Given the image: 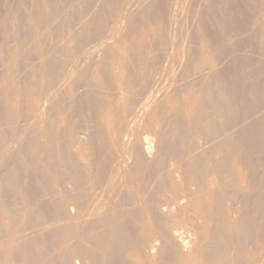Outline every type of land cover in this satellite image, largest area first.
I'll use <instances>...</instances> for the list:
<instances>
[{"label": "rangeland", "instance_id": "1", "mask_svg": "<svg viewBox=\"0 0 264 264\" xmlns=\"http://www.w3.org/2000/svg\"><path fill=\"white\" fill-rule=\"evenodd\" d=\"M24 1L25 0H0V41H1L0 42V66L2 65L0 67V140H1L0 141V148H1L0 149V174L2 173L0 175V250H1L0 251V264L1 263L2 264H4V263L5 264H43L44 261L46 262L44 264H58L60 262L61 257H63L62 255L65 253L66 250L69 249L68 247H71L74 244H78V245L83 244L82 245L83 247L91 249L92 251L94 248V250H95L94 253L97 252L96 254L98 256H100L102 251L104 252V250L108 249L109 245L107 244L106 241H104L105 243L103 242V245H102L103 246L102 248H104L103 250L100 247L96 248V246L95 247L93 246V241H92L93 236H91V235L94 234V231H92L90 228H88V220L93 219V217L95 216L93 214L89 215V214L84 213V216H81L82 218L80 216L78 218H70L68 225L66 227L67 229L64 228V230H63L62 235H64V236L61 235L62 237L60 236V238L58 239L59 243H58V241L56 243L54 242L51 244L49 242L50 237L48 238L47 235H49L50 232L53 233V231L55 229V227H54V229L53 228L51 229L50 227H52L54 224H56V223H53V220H54V222H55V219H56V222L61 220L60 213H59L61 211H59V208L57 210L58 213L56 211V213L59 216L54 211L55 207L57 209V206H56L57 202L53 201V198H54L53 195L58 194L56 196L60 202L66 201V198L64 196V191L62 190V189H64V190L66 189V185H65V187L62 185L64 183L67 184V180H68L67 178L68 177H66L64 174L61 175L60 171H63V169L67 166L68 167L71 166L73 168L74 173H77V175L83 180V182L84 181L86 182V183L84 182L85 185L83 186L84 188L82 189L85 197L88 196V198L85 199L86 205H87L90 198L92 201L94 200V198L96 197V194H97L96 192L98 191V193L100 192L99 195L102 196L101 197L102 199H100L101 201L99 200V203L101 204L103 200L104 201L106 200V202L104 204L106 205L108 203L106 205L107 210H108L109 206L111 204L113 205V201H115V199H114L115 193L111 192V194H113L114 196L111 195L110 190L116 191L117 190L116 188H118V190L119 189L122 190V188H120L122 186H123L122 191L124 193H126L125 196L133 197V195H134V197H137V196L141 197L139 192L135 193V190H134L135 186L128 179L129 175L127 172H125V170L114 168L116 170L113 169L114 172L109 173L110 172L109 169L110 170L112 169V168H110V166L112 164L107 166V167H109V168H107L108 169L107 171H109V172H107L106 170L104 172L105 175H104V177H102V180L104 179L103 181L105 183L104 182L102 183V180L100 181V184H102V186L99 183H94V182L92 184L87 183V182H90L89 178H90L91 174L92 173L96 174L95 170L98 171L101 169V168H99L97 162H95L98 155L100 154L99 149H101V150L102 149H104V150L108 149L107 151H110V154L112 155L113 158L117 157V155H123L124 153H122V152L124 150H122L123 146H121V144L126 145L123 136H126L127 135L126 133L130 132V134H133V136H134L133 142L135 140L137 141V142H134L135 145H137V146H140L142 144V136L144 134L146 136H148L149 139L153 140V143H154L153 144V146H154L153 151L154 152L156 151V149H158L157 148V147H159L158 139L163 134H166V135L168 134L169 138H171L173 135V138H171V140L173 142H175L174 144L177 145L178 149L180 151L182 150V153H184L185 151L189 152L191 149L190 148V141L197 143L199 141V138H200V137L198 138L199 135L193 134L194 131H192L188 128V124L194 115V111L196 110L197 106L199 105L198 103H200L199 101L202 100V96H201L202 92L200 91L201 87L205 84L207 85L208 83H210L212 86L216 87L215 84H217V83H216V80H214V79L220 80L222 78H226V76L229 77L228 74H231L232 70L230 71L227 69H231V67H232V69H234L233 66H231L233 64L236 65V67L234 66L235 71H233L234 73L236 72L235 77L237 78V76H238V78H239L238 85L240 87H238L237 90L240 91L241 88H243L242 90L245 93L247 90V95H245V93H243V94L246 97L245 99H247V97H248L249 102H251V100L253 99V97H252L253 94L250 93L251 91H249V89H250L249 86L251 85V82L247 81V80L251 79L250 77H248L249 74L247 75V72L249 73V69L244 66L245 63L244 64L242 63L243 66L240 63L242 62L241 60H243V62L245 61L244 56L246 55V52L251 53L250 51H253V50H255V52L259 53L260 59L264 63V60H263L264 59V52H263V50H264V25H263V23H264V0H261V2H260V0L259 1L254 0L258 3L255 5H254L255 2L252 4L253 0H234V3H233V0L232 1L230 0L232 2V3L231 2L229 3L230 6H229V4H228V6L225 5L226 0H215V2H214V0H155L156 2L154 0H152V1L151 0H140V1L139 0H134V1L133 0H121V1L119 0L120 2L118 0H109V1L108 0H87L88 3L86 0H49V1L48 0H31V1L27 0L25 2ZM67 1H69V2L67 3ZM93 1H95V4ZM104 1H105V3H104ZM138 1H139V3H138ZM222 1H224V2H222ZM115 2H116V4H115ZM133 2L135 3V5ZM74 3H76V4H74ZM128 3H129V6L131 4V6L129 7L130 9H132L131 13L129 12L130 9H128V7H127ZM247 3H249V4H247ZM262 3H263V5H262ZM34 4L36 6H34ZM105 4H107V5H105ZM231 4L232 5L235 4V5L232 6ZM86 5H88V6H86ZM89 5H90V7H89ZM212 5H214V6H212ZM236 5H237V7H235ZM242 5H243V7H242ZM250 5L253 8L250 7ZM257 5H258V7H257ZM125 6L127 9L125 8ZM147 6H148V9H147ZM201 7H203V8H201ZM206 7L208 10L205 9ZM223 7H225L226 10H228V7H229V10L231 8H233L230 10V12L231 11L232 12L230 13L227 11L228 12L227 13L225 8H223ZM234 7L236 8V12H235ZM105 8L106 9L108 8V9L106 10ZM113 8H115V9H113ZM116 8H117V10H116ZM140 8H142V9H140ZM238 8H240V9L243 8V10H241L243 13L242 12L240 13V9H238ZM244 8H246L247 10L245 9V11H244ZM111 9H112V11H111ZM201 9H203V10H201ZM76 10H78V11L76 12ZM83 10H84V12H83ZM94 10H96L97 12ZM125 10H128V11H125ZM222 10H224V11H222ZM89 11H90V13H89ZM113 11H115V12H113ZM136 11L137 12L139 11L138 12L139 14ZM237 11H239V12H237ZM43 12H44V14H43ZM86 12H88V13L86 14ZM94 12H96V13L94 14ZM126 12H127V14H126ZM222 12L223 13L225 12V13L223 14ZM73 13H75V14H73ZM98 13H99V15H98ZM128 13H129V15H128ZM134 13H136V14L134 15ZM226 13L228 14V16H226ZM249 13L251 15H249ZM49 14H50V16H49ZM108 14H110V15L113 14V15L110 16ZM242 14H244V15H242ZM192 15H194V16H192ZM248 15L252 18H250ZM35 16L38 18L36 19ZM82 16H84V17H82ZM89 16H91V17H89ZM124 16H126V18L128 20H126ZM74 17H75V19H74ZM99 17H100V19H98ZM221 17L222 18L226 17V19L230 18L228 20H232V21H235L234 19H236L235 22H237V23L239 22L238 24H242L244 22V24L246 26L244 24H242L244 26L241 25V27L245 28L246 31H244L245 29L241 28L243 30L242 31L240 28H238V26L235 28L231 26V28H233V31L230 27L225 28L223 26V25H225V19L223 20ZM107 18H109L110 20L109 19L107 20ZM114 18H115V20H114ZM33 19H35V20H33ZM175 19H177V20H175ZM178 19H180V20H178ZM241 19L243 20V22L240 23ZM244 19L247 22L244 21ZM112 20H113V22H112ZM125 21H127V22H125ZM8 22H10L11 24ZM90 22H92V23H90ZM74 23H76V24H74ZM41 24H42V26H41ZM123 24H125V25H123ZM6 25H7V27H6ZM93 25H95V26H93ZM135 26H137V28ZM215 26H216V28H215ZM132 27L134 30L132 29ZM79 28H84V30L86 28L90 29V30H88L90 35H89V33L86 34L87 31H85V33H84L83 29L79 30ZM237 28H238V30L239 29L240 30L239 31L237 30V32H235L236 31L235 29H237ZM64 29H66V30H64ZM96 29L97 30L99 29L97 31V33L98 32L100 33V34L98 33L99 34L98 37L96 35H93V34H97ZM92 30H93V34H92ZM122 30H124V31H122ZM79 31L83 35L81 33H79ZM94 31H95V33H94ZM101 31H102V33H101ZM205 32H207L208 35H210L209 36L210 39H206L205 35H203ZM39 33L40 34L42 33V35H40ZM77 33H79V34H77ZM25 34H27V35H25ZM68 34H70V35H68ZM80 34L82 35V37L79 36ZM86 35H89V36H87L85 39ZM201 35H202V37H201ZM78 37H80V38H78ZM88 37L90 38V40L92 39L91 40L92 43H90V40H87ZM168 37H169V39H168ZM244 37L245 38L246 37L252 38V41H254V42H252L251 47H249V48L245 47L244 49L241 47L240 42H241L242 38H244ZM83 38L88 41V44H87V42H85V40H83ZM93 38H95L96 40ZM78 40H80V41L78 42ZM99 40H101V41H99ZM216 40L219 41L218 42L219 45L217 44ZM239 40H240V42H239ZM76 41H77V44H76ZM59 42H60V44H59ZM236 42L237 43L239 42L240 46H239V43L236 44ZM223 43H226V44H223ZM233 44H234V46H233ZM20 45H21V47H20ZM215 45L217 47L219 46L220 50L224 46H225L224 47L225 49L227 47V54H231L232 52H234L233 48H235V47H236L235 51L237 49H239V50L236 51L237 55H236V53H234L235 56L233 57V56H231L233 54L226 55V53H225L226 50L223 48L224 50H222L221 52L223 53L225 51L224 52L225 54L224 53L223 54L217 53L223 59V61H221L222 59L219 58V56H218V59L214 58V56L212 55V52H210L212 49H215V50L217 49V47H215ZM76 46H78L79 48ZM82 47H84V48H82ZM85 47H86V49H85ZM228 47L233 49L232 52L230 50L231 53H229ZM90 49H92V50H90ZM219 49H217V51ZM19 50H22V51H19ZM220 50L218 52H220ZM158 51H160V52L158 53ZM27 52H29V53H27ZM58 53H59V55H58ZM73 53H74V55H73ZM9 54H10V58H9ZM30 55H31V57H30ZM59 57H60V59H59ZM82 57H83V59H80ZM232 57L234 60L232 59ZM238 57L239 58L241 57L240 58L241 60ZM70 58H71V60H70ZM224 58H225V60H224ZM51 59H53V60H51ZM229 59L230 60L232 59L233 62L230 61ZM29 61H31V62H29ZM228 61L230 62L231 65L229 64ZM253 61H254V59H253ZM258 61H260V60H258ZM49 62H50V64H49ZM175 62H177V63H175ZM235 62H237V63H235ZM247 62H249V64H250V61H247ZM79 63H80V65H79ZM225 63L227 64V66H225L226 65ZM251 63H252V60H251ZM255 63H256V61L254 63H252L251 65H254ZM65 64H67V65H65ZM175 64H176V66H175ZM186 64H188V65H186ZM219 64H220V66H219ZM69 65H70V67H69ZM222 65H224V67ZM7 66H9V67H7ZM85 66H86V68H85ZM63 67H66V68H63ZM179 67H182L181 71L178 70V69H180ZM221 67H223V68H221ZM225 67H228V68H225ZM240 67H241V69H240ZM219 68H220V71L218 70ZM51 69H52L53 73L51 72ZM64 69H66V73H65ZM69 69L71 72L74 69L75 70H74V72L71 73L68 71ZM222 69H224V70H222ZM247 69H248V71H247ZM221 70L225 73H223ZM238 70H239V72H238ZM68 73H70L71 75ZM67 75H70V76H68V80L66 79ZM177 75H180V76L177 77ZM106 76L110 77V79ZM69 77L70 78L72 77L71 79H73L74 81L73 82H72V80L70 81ZM170 77H172V78H170ZM242 77H244V78L242 79ZM106 78H108L107 79L108 83L105 82ZM80 79H81V81H79ZM137 79H139V81ZM175 79L176 80L178 79V80L176 81ZM165 80H166V83H165ZM48 81H50L51 84L54 83L55 85L54 84H52V85H54L55 87L52 86L50 84V82H48ZM211 81H213V83ZM110 82H111V85H109ZM243 82H244V84H243ZM47 83L49 84V86ZM171 83H172V85H171ZM210 84H208V85H210ZM46 85L48 86L47 88H46ZM61 85H63V86H61ZM102 85H105V86H102ZM106 85H108V86H106ZM76 86H77V89H75ZM50 87L51 88L54 87V89L56 88L55 89L56 91L53 90V88L51 89ZM103 87H105V89H103ZM140 87H141V90H140ZM57 89H58V93H57ZM142 89H143V91H142ZM6 91L8 94H6ZM87 91H89V92H87ZM144 91H146V92H144ZM4 92H5V94H4ZM48 92L50 93V95ZM43 93H45V94L47 93L46 95H48L50 99L48 98V96H46ZM55 93H57V94H55ZM93 95H94V97H93ZM45 98H46V100L47 99L48 100L46 101ZM53 98H54V100H53ZM56 100H57V102H56ZM48 101L50 103H48ZM87 101H89L91 104ZM58 102H60V103H58ZM65 103L68 105H66ZM87 103H89L90 105L89 104H88L89 106L86 105ZM60 104H61V106H60ZM72 105L75 107H73ZM92 105H93V107H92ZM5 108H6V110H5ZM54 108H55V110H54ZM263 109H264V107H263ZM88 110H89V112H88ZM84 111H86V112H84ZM234 113L232 114V117L235 116L234 117L235 119L232 118L233 119L232 121L236 120L237 123L239 121L241 122L242 115L240 116L239 111L236 112V115ZM175 114H176V116L178 115L179 121H181V124L183 125L186 134H188L187 139L185 141L180 140L178 138L179 136L177 134H175L173 132V130H171L169 125L165 126L167 121H170L171 118L175 117ZM12 115H14V116H12ZM131 115H133V116H131ZM236 116L240 119L239 121H238V118ZM9 118L13 124L11 123ZM89 119H91V120H89ZM129 119H131V122L133 121V123H132L133 126H131ZM13 120H15V121L13 122ZM230 120H231V118H230ZM163 121H165L166 123L164 124ZM172 121H173V119H172ZM236 121H235V123H236ZM8 122L10 124H8ZM127 122H128V124H127ZM244 122L245 121H243V123ZM72 123L74 125H72ZM87 123H88V125H86ZM243 123H240L239 125L242 124V126H243ZM77 124H78V126H77ZM228 124L230 126L231 125L233 126L232 122H231V124L230 123H228ZM245 124L246 123H244V125ZM127 125H129L131 127H129ZM236 125H238V124H236ZM236 125H235V127L233 126L234 128L230 127V129L233 128L235 130V128H236V130H237V128L239 129L241 127L239 125L238 126H236ZM80 126H82V128ZM86 126H87V128H86ZM27 127H28V129H27ZM91 127H93V128H91ZM102 127H104V128H102ZM116 127H117V129H116ZM132 127H134V128L132 129ZM74 128H75V130H74ZM76 128H78V129H76ZM129 128H131L132 131L131 130L128 131ZM65 129H66V131H65ZM84 129H86V130H84ZM13 130H15V131H13ZM229 131H231V130H229ZM76 132L79 134L76 135L77 134ZM81 135H82V137H81ZM89 135L91 137H89ZM86 136H88V137H86ZM83 137H86V138H83ZM100 137L103 139L101 140ZM49 139L51 142L49 141ZM120 139H123V141ZM173 139L174 140L176 139V140L174 141ZM116 140H119V142ZM3 141H4V143H3ZM120 142H121V144H120ZM36 143H38V144H36ZM118 143H119V146L116 145ZM33 144H35V145L33 146ZM66 144H67V146H66ZM101 144H103V145H101ZM100 146H102V147H100ZM160 146H161L160 148H162L163 145H160ZM53 147H55V148H53ZM105 148H107V149H105ZM95 149H96V151L98 149V151H97L98 153L94 151ZM36 152H38V153L36 154ZM154 152H153V154H154ZM188 152H185L184 154L186 155V153H188ZM228 152H229V155H231V156H229L230 160L232 161L231 162V168L234 170L233 171L231 169V174L233 177L229 176V178H230L229 183H231L230 184L231 188L232 187L235 188L236 186H241L244 183L245 171H243V169H241L240 165H238V163H237L236 157H238L239 152L233 150V148H228ZM90 153H91V156H90ZM48 155H52V156H50L52 158L51 159L52 161L50 160L48 162L47 160H45V159H47ZM92 155H94V157H92ZM61 157H63V158H61ZM18 158H20V159H18ZM64 158H67V159H64ZM91 158L92 159L94 158L95 160L93 159L94 160L93 161ZM165 158H164L165 162L167 161L169 163L174 164V167L178 170V164H176V162H174V161H171L169 155L168 156L165 155ZM8 159H9V161H8ZM124 159H125V157H124ZM126 159H127V157H126ZM169 159H170V161H169ZM130 160H131V158H130ZM130 160L128 158V160H126V161L131 162L132 160L131 161ZM169 163H167V164H169ZM24 164H26V165H24ZM94 164L97 165L96 168L98 170L95 168ZM90 167H92V168H90ZM16 169H18V170H16ZM115 171H117V172L115 173ZM47 172H48V174H47ZM117 173H119L118 176L114 177V175H117ZM164 173L163 174L161 173L162 175L156 174L157 178L154 175L155 179H153L154 181H152V183L154 182L153 185H156L158 183L154 187L157 188L159 185V187H158L160 189L159 195L164 197L166 194H168L172 198L183 197V199H182L183 202L180 205V209L177 211L178 217L176 216V214H174L168 218L169 222H170V220H171V222H173V220L175 222V220H176L180 224H182L180 226H182L183 230L186 232V233L185 232L181 233L182 234L181 236L185 235V238H186L185 240L187 242H186L185 246H182L180 248V252L177 254L178 256L175 255V256H177L176 259L179 262V264H198L197 262L200 261V256L194 250L199 245H203L204 242L203 243L200 242L199 239L195 238V236L196 235L198 236L201 234L204 235L207 232V230L209 229L208 228L209 226L207 225V222L205 220H203L204 218L199 214L194 203H195V200L198 198V196L199 195L202 196L204 193L203 194L198 193V195H197L196 183L194 180H193L194 182L192 181V177H191L189 172H187V171L183 172L182 171L181 173H177V175L174 174L173 172H166L165 171ZM52 174H53V176H51ZM82 174H84V175H82ZM107 174H108V176H110L112 174V176H110V177H113V178L107 177ZM45 175L46 176L50 175L52 178L50 176L45 177ZM57 175L60 177H57ZM1 176H2V178H1ZM55 176L57 177L56 180H55V178H56ZM124 176H125V178L127 176V179L129 181L127 179H124V181L121 180L122 177L124 178ZM59 178H61L62 181H60ZM65 178L67 180H64ZM107 178L109 179V181L107 180ZM151 178H154V177L152 176ZM151 178H149L150 182L146 181L148 183H146V182H144L143 184L140 183L141 186L144 185L143 189L147 188L148 190H150V192L155 190V189H153V185L151 183V180H152ZM232 179H234V180H232ZM50 180L52 182L54 181L55 183L53 182L54 184H52ZM231 180L233 183L230 182ZM63 181H66V182H63ZM110 181H112V184L114 182V184H113L114 189L113 190H112L113 186H112V184H110L111 183ZM116 181H118V183L121 181V183L117 185ZM127 181H128V183H126ZM9 182L14 183L15 185L11 186L9 184ZM58 182H59V184H58ZM106 182L107 183L109 182L108 186H106L108 190L104 186V185H107ZM238 183H240V185ZM115 184H116V186H115ZM110 185L112 186L111 188H110ZM119 185H121V186H119ZM208 185H209V183L206 184L207 187H208ZM184 186H185V189H184ZM98 187H100L101 190L98 189ZM43 189H45V190H43ZM96 189H98V190H96ZM180 189H182V190H180ZM54 190H55V193H54ZM6 191H8V192H6ZM93 191H95V192L93 193ZM122 191H120V192H122ZM2 192H3V195L1 194ZM128 192H130V193L128 194ZM132 192H133V195L131 194ZM60 193H63V194L61 195ZM103 193H104V197H103ZM106 193H109V194L106 195ZM48 195L51 196L50 200L48 199V198H50V196H48ZM110 195H111V197H110ZM39 196H40V198H39ZM92 197H94V198L92 199ZM203 197L206 198V200L210 202L211 194L205 193L203 195ZM98 198H100V196H98ZM106 198L110 199L109 202H111V200H112V202L109 203L108 199H106ZM47 199H48V201H47ZM51 200L56 204L53 205L54 203ZM91 200H90L91 204H89L90 203L89 202L87 208L93 204L94 201L92 202ZM2 206H4V207H2ZM18 207H19V209H17ZM53 207H54V209H53ZM53 211H54V213H53ZM129 213H127V214H129V216L126 214L124 217H126V218L128 217L127 220L131 219V221H132L130 231H132L133 233L136 231L135 234L137 237H145V234L147 235L148 232L150 231V229L147 228L148 227V221H146L145 215H143L142 218H140V220L142 219L141 223L143 222L142 224L140 223L141 224V229H140L139 225H137V226H139V228H137V226H135V224H134V222L138 220L139 216L136 218L134 213H132V212H129ZM178 213H179V215H178ZM15 215H17L18 218ZM54 215L56 216V218ZM62 215H61V217H62ZM86 215H88V216L86 217ZM108 215L109 216L112 215L110 218H116V219L120 218V217L117 218L118 215H116L112 211H108ZM131 216L134 217L135 220H133L134 218H131ZM33 217H34V219H33ZM52 217L54 218L53 220H52ZM13 218H15V219H13ZM58 218H59V220H58ZM32 221L35 223H33ZM134 226H135V228H134ZM82 227H83V229H81ZM86 227H87V229H84ZM7 229H8V231H7ZM30 229H32L33 231L32 230L30 231ZM102 229L104 231V229L107 230L108 227L105 226V227L99 228L100 232L103 234ZM106 230H105V232H106ZM16 231H17V233H16ZM10 232H13V233H11V235H10ZM14 232H15V234H14ZM82 232H83V235H82ZM89 232H90V234L87 235ZM188 233H189V235H188ZM79 234L81 237L79 236ZM186 234H187V237H186ZM12 235H16L18 237L20 236L19 239L15 243L17 244V246L20 243H21V245H19L18 247H15L16 244L13 243L15 245V246L13 245L14 248L9 249V247L12 245V243L10 245V243H9L10 241H8V240L10 239V237ZM65 235H67V236L65 237ZM49 236H51V234ZM189 236H190V238H188ZM46 238L49 240H47ZM25 239H27V240H25ZM60 240H61V242H60ZM62 240H63V242H62ZM90 240H91V242H90ZM30 241H33V242L30 243ZM5 242H7L9 244V246ZM3 243L5 246L3 245ZM262 244L259 243V244H257L256 248H251L253 251L251 249H249L250 247H247L244 250L243 255H242L243 260L245 262H250L253 259L252 264H264V243H262ZM64 245H65V247H64ZM89 246L90 247L92 246V248H89ZM258 246L261 248H259ZM105 247H106V249H105ZM258 250H259V252H258ZM98 252L99 253L101 252V253L99 254ZM34 255L36 257H34ZM125 255L132 263L134 262L133 264H136L138 262L140 264H146V261L141 257L140 253H137L133 250H129V251L125 252ZM156 260H157V255L154 254V255L149 256L147 258V261L149 262V263L148 262L147 263L148 264H155ZM86 264H88V262H86Z\"/></svg>", "mask_w": 264, "mask_h": 264}, {"label": "bare ground", "instance_id": "2", "mask_svg": "<svg viewBox=\"0 0 264 264\" xmlns=\"http://www.w3.org/2000/svg\"><path fill=\"white\" fill-rule=\"evenodd\" d=\"M27 1V0H25ZM24 1V2H25ZM31 1V0H30ZM49 1V0H48ZM87 1V0H86ZM109 1V0H108ZM119 1V0H118ZM121 1V0H120ZM119 1V2H120ZM134 1V0H133ZM140 1V0H139ZM138 1V3H139ZM152 1V0H151ZM155 1V0H154ZM232 1V0H231ZM230 0H226L225 1V5L228 6V4L231 2ZM259 1V0H258ZM69 1H67L68 3ZM72 2V1H71ZM94 4H95V1H93ZM137 2V1H136ZM156 2V1H155ZM163 2V1H162ZM201 2V1H200ZM215 2V0H214ZM224 2V1H222ZM249 2V1H248ZM255 2V3H254ZM261 2V0H260ZM48 3V2H47ZM88 3V1H87ZM105 3V1H104ZM107 3V2H106ZM134 3V2H133ZM142 3V2H141ZM149 3V2H148ZM232 3V2H231ZM233 3H234V0H233ZM237 3V2H236ZM254 3L255 4H258L256 1L253 0L252 4ZM36 4V3H35ZM34 4V6H36ZM76 4V3H74ZM84 4V3H83ZM86 4V3H85ZM97 4V3H96ZM114 4V3H113ZM112 4V5H113ZM116 4V2H115ZM159 4V3H158ZM186 4V3H185ZM192 4V3H191ZM241 4V3H240ZM249 4V3H247ZM103 5V4H102ZM101 5V6H102ZM107 5V4H105ZM135 5V3H134ZM138 5V4H137ZM140 5V4H139ZM201 5V4H200ZM232 5V4H231ZM235 5V4H233ZM232 5V6H233ZM253 5V6H254ZM263 5V3H262ZM261 5V6H262ZM40 6V5H39ZM42 6V5H41ZM78 6V5H77ZM88 6V5H86ZM100 6V7H101ZM120 6V5H119ZM131 6V4H130ZM129 3H128V9H130L129 7ZM168 6V5H167ZM175 6V5H174ZM210 6V5H209ZM214 6V5H212ZM225 6V7H226ZM230 6V4H229ZM239 6V5H238ZM247 6V5H246ZM90 7V5H89ZM110 7V6H109ZM135 7V6H134ZM140 7V6H139ZM154 7V6H153ZM170 7V6H169ZM190 7V6H189ZM192 7V6H191ZM223 7V8H225ZM237 7V5L235 6ZM234 7L235 9V12H236V8ZM240 7V6H239ZM243 7V5H242ZM250 7H252L250 5ZM258 7V5H257ZM29 8V7H28ZM53 8V7H52ZM74 8V7H73ZM77 8V7H76ZM103 8V7H102ZM101 8V9H102ZM119 8V7H118ZM126 8V6H125ZM158 8V7H157ZM164 8V7H163ZM203 8V7H201ZM217 8V7H216ZM227 8V7H226ZM225 8V10H226ZM231 8V7H230ZM241 8V7H240ZM238 8V9H240ZM249 8V7H248ZM253 8V7H252ZM255 8V7H254ZM51 9V8H50ZM83 9V8H82ZM100 9V8H99ZM106 9V8H105ZM108 9V8H107ZM106 9V10H107ZM115 9V8H113ZM127 9V8H126ZM137 9V8H136ZM142 9V8H140ZM147 9H148V6H147ZM160 9V8H159ZM195 9V8H194ZM198 9V8H197ZM207 9V7L205 8ZM233 9V8H231ZM230 9V10H231ZM246 8H244V11H245ZM75 10V9H74ZM97 10V9H96ZM94 10V11H96ZM117 10V8H116ZM134 10V9H133ZM151 10V9H150ZM193 10V9H192ZM203 10V9H201ZM208 10V9H207ZM211 10V9H210ZM213 10V9H212ZM218 10V9H217ZM229 10V7H228V10H226V12H230ZM240 9V13L242 12ZM247 10V9H246ZM35 11V10H34ZM52 11V10H51ZM55 11V10H54ZM64 11V10H63ZM78 10H76L77 12ZM112 11V9H111ZM125 11H128V10H125ZM132 9L129 10V12L131 13ZM184 11V10H183ZM195 11V10H194ZM224 11V10H222ZM36 12V11H35ZM46 12V11H45ZM66 12V11H65ZM64 12V13H65ZM84 12V10H83ZM82 12V13H83ZM97 12V11H96ZM94 12V14L96 13ZM101 12V11H100ZM115 12V11H113ZM112 12V13H113ZM137 12V11H136ZM139 12V11H138ZM137 12V13H138ZM175 12V11H174ZM212 12V11H211ZM210 12V13H211ZM216 12V11H215ZM227 12V13H228ZM232 12V11H231ZM230 12V13H231ZM239 12V11H237ZM248 12V11H247ZM71 13V12H70ZM88 12H86L87 14ZM90 13V11H89ZM108 13V12H107ZM111 13V12H110ZM146 13V12H145ZM148 13V12H147ZM166 13V12H165ZM209 13V12H208ZM218 13V12H217ZM223 13V12H222ZM225 13V12H224ZM223 13V14H224ZM226 13V16H228V14ZM243 13V12H242ZM35 14V13H34ZM44 14V12H43ZM51 14V13H50ZM49 14V16H50ZM75 14V13H73ZM127 14V12H126ZM136 13H134L135 15ZM139 14V13H138ZM182 14V13H181ZM93 15V14H92ZM99 15V13H98ZM97 15V16H98ZM101 15V14H100ZM110 15V14H108ZM107 15V16H108ZM113 15V14H112ZM110 15V16H112ZM115 15V14H114ZM125 15V14H124ZM129 15V13H128ZM133 15V14H132ZM203 15V14H202ZM214 15V14H213ZM219 15V14H218ZM231 15V14H230ZM244 15V14H242ZM249 15H251L249 13ZM248 15V16H249ZM20 16V15H19ZM59 16V15H58ZM63 16V15H62ZM68 16V15H67ZM138 16V15H137ZM144 16V15H143ZM166 16V15H165ZM194 16V15H192ZM239 16V15H238ZM36 17V16H35ZM84 17V16H82ZM91 17V16H89ZM93 17V16H92ZM109 17V16H108ZM126 20H128L126 18V16H124ZM129 17V16H128ZM178 17V16H177ZM212 17V16H211ZM223 17V16H222ZM221 17V18H222ZM234 17V16H233ZM250 17V16H249ZM20 18V17H19ZM38 17H36L37 19ZM58 18V17H57ZM56 18V19H57ZM60 18V17H59ZM198 18V17H197ZM217 18V17H216ZM244 18V17H243ZM252 18V17H250ZM6 19V18H5ZM25 19V18H24ZM42 19V18H41ZM53 19V18H52ZM55 19V18H54ZM75 19V17H74ZM79 19V18H78ZM91 19V18H90ZM94 19V18H93ZM100 19V17L98 18ZM109 18H107L108 20ZM133 19V18H132ZM131 19V20H132ZM183 19V18H182ZM223 20L225 19V25H223L225 28H228L231 26L232 27H237L238 28H242L241 25L244 24L243 20L241 19L240 23L243 22L242 24H238L236 21V19H234L235 21H232V20H228L226 19V17L222 18ZM8 20V19H7ZM35 20V19H33ZM50 20V19H49ZM86 20V19H85ZM88 20V19H87ZM110 20V19H109ZM115 20V18H114ZM130 20V21H131ZM142 20V19H141ZM177 20V19H175ZM180 20V19H178ZM199 20V19H198ZM220 20V19H219ZM239 20V19H238ZM250 20V19H249ZM23 21V20H22ZM64 21V20H63ZM74 21V20H73ZM79 21V20H78ZM90 21V20H89ZM145 21V20H144ZM212 21V20H211ZM214 21V20H213ZM218 21V20H217ZM244 21H246L244 19ZM97 22V21H96ZM109 22V21H108ZM113 22V20H112ZM127 22V21H125ZM135 22V21H134ZM176 22V21H175ZM195 22V21H194ZM215 22V21H214ZM247 22V21H246ZM10 23V22H8ZM47 23V22H46ZM92 23V22H90ZM216 23V22H215ZM220 23V22H219ZM224 23V22H223ZM5 24V23H4ZM11 24V23H10ZM76 24V23H74ZM79 24V23H78ZM77 24V25H78ZM128 24V23H127ZM140 24V23H139ZM176 24V23H175ZM200 24V23H199ZM28 25V24H27ZM46 25V24H45ZM73 25V24H72ZM91 25V24H90ZM96 25V24H95ZM93 25V26H95ZM125 25V24H123ZM193 25V24H192ZM203 25V24H202ZM220 25V24H219ZM245 25V24H244ZM242 25V26H244ZM264 25V23H263ZM9 26V25H8ZM31 26V25H30ZM42 26V24H41ZM80 26V25H79ZM110 26V25H109ZM140 26V25H139ZM217 26V25H216ZM215 26V28H216ZM221 26V25H220ZM246 26V25H245ZM7 27V25H6ZM72 27V26H71ZM75 27V26H74ZM124 27V26H123ZM126 27V26H125ZM137 28V26H135ZM189 27V26H188ZM17 28V27H16ZM95 28V27H94ZM127 28V27H126ZM210 28V27H209ZM224 28V29H225ZM237 29H235L237 32ZM2 29V28H1ZM8 29V28H7ZM31 29V28H30ZM74 29V28H73ZM80 29H83L84 33L85 31L86 34H88V30L90 29H85L84 28H79ZM133 29V27H132ZM131 29V30H132ZM232 31H233V28H231ZM239 29V30H240ZM242 29H245V28H242ZM241 29V30H242ZM66 30V29H64ZM77 30V29H76ZM94 30V29H93ZM93 30H92V34H93ZM99 30V29H98ZM96 29V33L98 31ZM134 30V29H133ZM136 30V29H135ZM238 30V31H239ZM124 31V30H122ZM127 31V30H126ZM130 31V30H129ZM188 31V30H187ZM212 31V30H211ZM217 31V30H216ZM228 31V30H227ZM243 31V30H242ZM246 31V29L244 30ZM22 32V31H21ZM175 32V31H174ZM189 32V31H188ZM219 32V31H218ZM249 32V31H248ZM56 33V32H55ZM62 33V32H61ZM79 33H81L79 31ZM77 33V34H79ZM95 33V31H94ZM99 33V32H98ZM93 34V35H96L98 37V35L100 34ZM102 33V31H101ZM182 33V32H181ZM201 33V32H200ZM213 33V32H212ZM223 33V32H222ZM227 33V32H226ZM242 33V32H241ZM245 33V32H244ZM3 34V33H2ZM40 34V33H39ZM44 34V33H43ZM65 34V33H64ZM75 34V33H74ZM82 34V33H81ZM79 35L82 37V35ZM166 34V33H165ZM175 34V33H174ZM203 34V33H202ZM214 34V33H213ZM248 34V33H247ZM27 35V34H25ZM42 35V33L40 34ZM45 35V34H44ZM62 35V34H61ZM70 35V34H68ZM90 35V33H89ZM89 35H86L85 36V39L87 36ZM130 35V34H129ZM168 35V34H167ZM203 35H205L206 39H210L207 32H205ZM219 35V34H218ZM221 35V34H220ZM239 35V34H238ZM246 35V34H245ZM254 35V34H253ZM92 36V35H91ZM90 36V37H91ZM102 36V35H101ZM182 36V35H181ZM191 36V35H190ZM208 36V37H207ZM213 36V35H212ZM211 36V37H212ZM217 36V35H216ZM2 37V36H1ZM56 37V36H55ZM84 37V36H83ZM95 37V36H94ZM96 37V38H97ZM173 37V36H172ZM202 37V35H201ZM80 38V37H78ZM89 38V37H88ZM87 40H90V38ZM101 38V37H100ZM215 38V37H214ZM245 38V37H244ZM242 38L241 42L239 40V42L241 43V47L244 49L245 47H251L252 46V38ZM82 39V38H81ZM80 39V40H81ZM83 38V40H85ZM95 39V38H93ZM169 39V37H168ZM184 39V38H183ZM186 39V38H185ZM213 39V38H212ZM12 40V39H11ZM22 40V39H21ZM60 40V39H59ZM77 40V39H76ZM78 40V42L80 41ZM85 40V42H87L88 44V41ZM92 40V39H91ZM90 40V43H92ZM96 40V39H95ZM193 40V39H192ZM94 41V40H93ZM101 41V40H99ZM166 41V40H165ZM171 41V40H170ZM217 41V40H216ZM221 41V40H220ZM1 42V41H0ZM37 42V41H36ZM84 42V41H83ZM108 42V41H107ZM111 42V41H110ZM182 42V41H181ZM219 41H217V44H218ZM238 42V43H239ZM81 43V42H80ZM94 43V42H93ZM100 43V42H99ZM103 43V42H102ZM236 42V44H238ZM240 43H239V46H240ZM19 44V43H18ZM22 44V43H21ZM43 44V43H42ZM60 44V42H59ZM76 44H77V41H76ZM79 44V43H78ZM212 44V43H211ZM223 44H226V43H223ZM95 45V44H94ZM219 45V44H218ZM7 46V45H6ZM79 46V45H78ZM76 46V47H78ZM234 46V44H233ZM255 46V45H254ZM9 47V46H8ZM21 47V45H20ZM60 47V46H59ZM73 47V46H72ZM87 47V46H86ZM85 47V49H86ZM103 47V46H102ZM144 47V46H143ZM165 47V46H164ZM213 47V46H212ZM215 47H217L215 45ZM225 47V46H224ZM223 47V48H224ZM256 47V46H255ZM25 48V47H24ZM27 48V47H26ZM55 48V47H54ZM53 48V49H54ZM66 48V47H65ZM79 48V47H78ZM84 48V47H82ZM98 48V47H97ZM145 48V47H144ZM143 48V49H144ZM156 48V47H155ZM211 48V47H210ZM223 48H221V50L219 49V46L217 47V49L220 50V52L217 51V49H212L210 52H212V55L214 56V58H217L218 59V54L217 53H221L223 54L221 51L224 50ZM229 48V47H228ZM236 48V47H235ZM235 48L231 49L229 48V53L232 52V50L234 52H232L231 54H227V47H226V55H231V56H235L234 53H236V51H238L239 49H237L235 51ZM20 49V48H19ZM102 49V48H101ZM153 49V48H152ZM263 49V48H262ZM65 50V49H64ZM80 50V49H79ZM92 50V49H90ZM95 50V49H94ZM231 50V52H230ZM253 50V49H252ZM19 51H22V50H19ZM26 51V50H25ZM32 51V50H31ZM88 51V50H87ZM98 51V50H97ZM217 51V52H216ZM249 51V50H248ZM78 52V51H77ZM160 51H158L159 53ZM192 52V51H191ZM190 52V53H191ZM251 53H247L246 52V55L244 56V59L245 61L243 62V60H241L239 57V59L242 61H240L241 63L240 64H244V66L246 68L249 69V73L247 72V75L248 77H250L251 79H248L247 81L251 82V85L249 86V91H251L250 93H252V97L253 99L251 100V102H249L248 100V97L247 99H245L246 97L244 96L243 93H245L241 88V90H237L238 87H240L238 85L239 83V78L237 76V78L235 77V73L233 71H235V67L236 65H231L230 62L229 64L231 66H233L234 69H227V70H232L231 74H228L229 77L226 76V78H222L220 80H217V79H214L216 80V87L215 86H212L210 83V85H203L201 87V96H202V100L199 101L200 103H198L199 105L197 106L196 110L194 111V115L192 117V119L189 121V124H188V128L193 132L194 135H199L198 138H199V141L197 143L195 142H192L190 141V151H185V152H188L186 153V155L184 153H182V150L180 151L177 147L176 144H174L175 142H173L171 140V138H173V135L171 138H169L168 134H163L162 136L159 137L158 139V143H159V147H157L158 149H156V151L154 152L153 149H154V146H153V140L149 139L148 136H146L145 134L142 136V144L140 146H137L135 145L134 142H137L136 140L133 142V134H130V132H127L126 136H123L124 137V140H125V144L126 145H122L121 142L123 141V139H120L122 140L120 142L121 146H123V149L124 150L122 153H124L123 155H117V157H112V155L110 154V151H107V150H104V149H99V155L97 157V159L95 160V162H97L99 168H101L100 170H98L96 167L97 165H95V168L98 170L96 172V174H91L90 176V182H87V183H99L100 184V181L102 180V177H104V172L105 170L107 171L109 167H107L108 165L112 164L110 166V168H112L111 170L109 169V173H113L114 168H118V169H123L125 170V172L128 173L129 175V180L131 183L134 184V190H135V193H140L141 197H134L133 195V192L131 193L133 195V197H130V196H125L126 193H124L122 190H123V186L120 187L122 188V190H118V188H116L117 190L115 191H111L110 190V194L111 192L115 193V196H114V199L115 201H113V205L109 206L108 210H107V207L106 205L108 204H104L106 202V200L100 204L99 203V200L102 199L101 195H99L98 191L95 193L96 194V197H92V199L94 198V202L91 200V198L89 199L88 203L90 202V200L93 202L92 205H90L88 208V203L86 205V201L85 199L88 198L85 197L84 195V192H83V186L85 185L83 180L77 175V173H74L73 171V168L70 166L68 167H65L63 169V171H60V174H64L66 177H68L67 179L65 178L64 180H67V184L64 183L62 186L65 187L66 185V189H62L64 191V196L66 198V201H62L60 202L59 199L57 198L56 195H53V201H56L57 202V209L55 207H53L55 213L56 211L58 210L59 208V212L60 213V218L61 220H58L56 222V219H55V222H54V218L52 217V220H53V223H56V224H52L53 226L50 227L51 229L55 227L53 233H49V235L51 234V236L47 235L48 238L50 239H47L49 240L50 244L51 243H56L58 241V239L60 238V236L62 235L63 233V230L64 228L67 229V225H68V222H69V219L70 218H78L79 216H84V213L86 214H93L95 215L93 217V219H89L88 220V228H90L92 231H94V234H92L91 236H93V246L96 248L97 247H100L102 250L104 248H102L103 246V242L106 241L107 244L109 245L108 249H105L104 252L102 251V253L100 254V256H98L95 252L94 253V248H93V251L91 249H88V248H85L83 247L82 245H78V244H74L73 246L71 247H68L69 249L68 250H64L65 253L62 255L63 257H61L60 259V262L58 264H86V262H88V264H133L125 255V252L129 251V250H133L137 253H140L141 257L146 261V264H148L149 262L147 261V258L149 256H152L154 254L157 255V260L155 261V264H179V262L177 261V254L180 252V248L182 246H185L186 244V238H185V235L184 236H181L183 232H185L183 230V227L180 226L182 224H180L178 221L173 220V222H169V217L176 214L177 216V211L180 209V205L181 203L183 202V197H180V198H172L171 196H169L168 194H166L164 197L160 196V192H159V185L157 188H155L154 186L156 185H153L154 182L152 183V181H154L153 179H155V176L157 178V175L156 174H163L165 171L166 172H173L174 174L177 175V173H181L182 171L183 172H189L191 177H192V181L194 180L195 183H196V192H197V195L198 193L199 194H205V193H209L211 194V200L210 202L206 200V198L202 196H198V198L195 200V207L196 209L198 210L199 214L204 218L203 220H205L207 222V225L209 226L207 232L204 234V235H196L195 238L199 239L200 242H204L203 245H199L198 247L195 248V252L197 254H199L200 256V261L197 262L198 264H252L253 263V259L250 261V262H245L243 260V252L244 250L247 248V247H250L249 249L251 248H256L257 244L259 243H264V63L261 61L260 59V55L258 52H255V50L253 51H250ZM264 52V50H263ZM19 53V52H18ZM29 53V52H27ZM55 53V52H54ZM65 53V52H64ZM69 53V52H68ZM67 53V54H68ZM71 53V52H70ZM224 53V54H225ZM11 54V53H10ZM10 54H9V58H10ZM23 54V53H22ZM92 54V53H91ZM56 55V54H55ZM59 55V53H58ZM65 55V54H64ZM74 55V53H73ZM105 55V54H104ZM191 55V54H190ZM237 55V53H236ZM244 55V54H243ZM242 55V56H243ZM18 56V55H17ZM111 56V55H110ZM186 56V55H185ZM8 57V56H7ZM31 57V55H30ZM33 57V56H32ZM93 57V56H92ZM143 57V56H142ZM184 57V56H183ZM188 57V56H187ZM229 57V56H228ZM232 57V59H233ZM15 58V57H14ZM27 58V57H26ZM141 58V57H140ZM219 58H221V56H219ZM237 58V57H236ZM35 59V58H34ZM55 59V58H54ZM58 59V58H57ZM60 59V57H59ZM80 59H83L80 58ZM79 59V60H80ZM108 59V58H107ZM143 59V58H142ZM159 59V58H158ZM222 59V58H221ZM232 59L230 61H232ZM254 59V61H253ZM53 60V59H51ZM50 60V61H51ZM63 60V59H62ZM69 60V59H68ZM71 60V58H70ZM74 60V59H73ZM88 60V59H87ZM93 60V59H92ZM140 60V59H139ZM225 60V58H224ZM234 60V59H233ZM238 60V59H237ZM251 60H252V63H254L256 61V63L254 65H251ZM260 60V61H258ZM264 60V59H263ZM22 61V60H21ZM49 61V60H48ZM67 61V60H66ZM76 61V60H75ZM150 61V60H149ZM154 61V60H153ZM219 61V60H218ZM223 61V59L221 60ZM247 61H250V64L249 62ZM31 62V61H29ZM28 62V63H29ZM52 62V61H51ZM71 62V61H70ZM157 62V61H156ZM159 62V61H158ZM227 62V63H228ZM233 62V61H232ZM259 62V63H258ZM39 63V62H38ZM59 63V62H58ZM62 63V62H61ZM83 63V62H82ZM96 63V62H95ZM177 63V62H175ZM237 63V62H235ZM50 64V62H49ZM55 64V63H54ZM68 64V63H67ZM65 64V65H67ZM76 64V63H75ZM93 64V63H92ZM98 64V63H97ZM128 64V63H127ZM140 64V63H139ZM226 64V63H225ZM224 64V65H225ZM228 64V65H229ZM242 64V66H243ZM80 65V63H79ZM102 65V64H101ZM188 65V64H186ZM224 65H222L224 67ZM229 65V66H230ZM2 66V65H1ZM0 66V67H1ZM47 66V65H46ZM52 66V65H51ZM59 66V65H58ZM62 66V65H61ZM95 66V65H94ZM129 66V65H128ZM176 66V64H175ZM179 66V65H178ZM220 66V64H219ZM227 66V64L225 65ZM235 66V67H234ZM239 66V65H238ZM9 67V66H7ZM70 67V65H69ZM84 67V66H83ZM96 67V66H95ZM105 67V66H104ZM130 67V66H129ZM221 67V68H223ZM59 68V67H58ZM57 68V69H58ZM63 68H66V67H63ZM75 68V67H74ZM86 68V66H85ZM181 71L182 67H179ZM225 68H228V67H225ZM230 68V67H229ZM238 68V67H237ZM53 69V68H52ZM52 69H51V72H52ZM76 69V68H75ZM74 69V70H75ZM88 69V68H87ZM86 69V70H87ZM241 69V67H240ZM239 69V70H240ZM247 69V71H248ZM50 70V69H49ZM65 70V73H66V69ZM73 70V69H72ZM74 70L72 72H74ZM85 70V69H84ZM90 70V69H89ZM220 71V68L218 69ZM224 70V69H222ZM221 70V71H222ZM238 70V72H239ZM245 70V69H244ZM63 71V70H62ZM69 72L70 69L68 70ZM101 71V70H100ZM99 71V72H100ZM103 71V70H102ZM179 71V72H180ZM229 71V72H230ZM241 71V70H240ZM71 72V73H72ZM87 72V71H86ZM85 72V73H86ZM105 72V71H104ZM184 72V71H183ZM187 72V71H186ZM185 72V73H186ZM223 72V71H222ZM244 72V71H243ZM242 72V73H243ZM53 73V72H52ZM51 73V74H52ZM189 73V72H188ZM221 73V72H220ZM225 73V72H223ZM234 73V74H233ZM70 74V73H68ZM79 74V73H78ZM77 74V75H78ZM129 74V73H128ZM180 74V73H179ZM183 74V73H182ZM190 74V73H189ZM188 74V75H189ZM192 74V73H191ZM219 74V73H218ZM227 74V73H226ZM244 74V73H243ZM53 75V74H52ZM55 75V74H54ZM71 75V74H70ZM70 75H67V80H68V76ZM83 75V74H82ZM170 75V74H169ZM176 75V74H175ZM238 75V74H237ZM241 75V74H240ZM180 76V75H177V77ZM246 76V75H245ZM244 76V77H245ZM75 77V76H74ZM73 77V78H74ZM77 77V76H76ZM108 77V76H106ZM143 77V76H142ZM192 77V76H191ZM241 77V76H240ZM242 77V79L244 78ZM72 78V77H71ZM69 77V80L72 82L74 81L73 79H71ZM86 78V77H85ZM110 79V77H108ZM106 78V81L107 82V79ZM172 78V77H170ZM193 78V77H192ZM133 79V78H132ZM12 80V79H11ZM104 80V79H103ZM114 80V79H113ZM139 81V79H137ZM144 80V79H143ZM176 80V79H175ZM178 80V79H177ZM176 80V81H177ZM188 80V79H187ZM245 80V79H244ZM38 81V80H37ZM81 81V79L79 80ZM87 81V80H86ZM123 81V80H122ZM164 81V80H163ZM243 81V80H242ZM241 81V82H242ZM50 82V81H48ZM53 82V81H52ZM63 82V81H62ZM90 82V81H89ZM129 82V81H128ZM148 82V81H147ZM183 82V81H182ZM213 83V81H211ZM215 82V81H214ZM245 82V81H244ZM243 82V84H244ZM60 83V82H59ZM64 83V82H63ZM92 83V82H91ZM108 83V82H107ZM106 83V84H107ZM165 83H166V80H165ZM173 83V82H172ZM171 83V85H172ZM180 83V82H179ZM31 84V83H30ZM46 84V83H45ZM48 84V83H47ZM51 84V82H50ZM54 84V83H52ZM51 84V85H52ZM58 84V83H57ZM81 84V83H80ZM90 84V83H89ZM129 84V83H128ZM149 84V83H148ZM151 84V83H150ZM213 84V85H214ZM35 85V84H34ZM55 85V84H54ZM52 85V86H54ZM64 85V84H63ZM61 85V86H63ZM66 85V84H65ZM94 85V84H93ZM111 85V82L110 84ZM170 85V84H169ZM170 85V86H171ZM189 85V84H188ZM247 85V84H246ZM29 86V85H28ZM49 86V84H48ZM46 85V88L48 87ZM102 86H105V85H102ZM108 86V85H106ZM174 86V85H173ZM182 86V85H181ZM16 87V86H15ZM55 87V86H54ZM53 88V90H55ZM85 87V86H84ZM165 87V86H164ZM168 87V86H167ZM198 87V86H197ZM215 87V88H214ZM45 88V87H44ZM51 88V87H50ZM51 88V89H52ZM58 88V87H57ZM61 88V87H60ZM79 88V87H78ZM170 88V87H169ZM177 88V87H176ZM185 88V87H184ZM77 89V86L76 88ZM89 89V88H88ZM100 89V88H99ZM103 89H105V87H103ZM110 89V88H109ZM161 89V88H160ZM7 90V89H6ZM45 90V89H44ZM52 90V91H53ZM92 90V89H91ZM114 90V89H113ZM140 90H141V87H140ZM246 90V89H245ZM47 91V90H46ZM56 91V90H55ZM61 91V90H60ZM105 91V90H104ZM111 91V90H110ZM109 91V92H110ZM115 91V90H114ZM143 91V89H142ZM162 91V90H161ZM170 91V90H169ZM178 91V90H177ZM38 92V91H37ZM43 92V91H42ZM45 92V91H44ZM54 92V91H53ZM52 92V93H53ZM89 92V91H87ZM91 92V91H90ZM146 92V91H144ZM158 92V91H157ZM171 92V91H170ZM175 92V91H174ZM49 93V92H48ZM51 93V94H52ZM57 93H58V89H57ZM55 93V94H57ZM5 94V92H4ZM6 94L7 91H6ZM25 94V93H24ZM45 94V93H43ZM47 94V93H46ZM45 94V95H46ZM54 94V95H55ZM61 94V93H60ZM102 94V93H101ZM169 94V93H168ZM12 95V94H11ZM50 95V93H49ZM86 95V94H85ZM245 95H247V90H246V93ZM22 96V95H21ZM48 96V95H46ZM58 96V95H57ZM135 96V95H134ZM85 97V96H84ZM90 97V96H89ZM94 97V95H93ZM100 97V96H99ZM49 98V96H48ZM63 98V97H62ZM66 98V97H65ZM87 98V97H86ZM136 98V97H135ZM50 99V98H49ZM85 99V98H84ZM91 99V98H90ZM89 99V100H90ZM138 99V98H137ZM46 100V98H45ZM48 100V99H47ZM46 100V101H47ZM54 100V98H53ZM58 100V99H57ZM56 100V102H57ZM69 100V99H68ZM67 100V101H68ZM72 100V99H71ZM74 100V99H73ZM83 100V99H82ZM87 100V99H86ZM248 100V101H247ZM59 101V100H58ZM63 101V100H62ZM93 101V100H92ZM55 102V101H54ZM83 102V101H82ZM81 102V103H82ZM89 102V101H87ZM98 102V101H97ZM105 102V101H104ZM46 103V102H45ZM48 103H50L48 101ZM60 103V102H58ZM90 103V102H89ZM89 103H87L86 105H88ZM133 103V102H132ZM157 103V102H156ZM6 104V103H5ZM63 104V103H62ZM66 104V103H65ZM70 104V103H69ZM72 104V103H71ZM91 104V103H90ZM89 104V105H90ZM4 105V104H3ZM44 105V104H43ZM46 105V104H45ZM68 105V104H66ZM74 105V104H73ZM72 105V106H73ZM83 105V104H82ZM88 105V106H89ZM108 105V104H107ZM162 105V104H161ZM47 106V105H46ZM61 106V104H60ZM79 106V105H78ZM84 106V105H83ZM82 106V107H83ZM105 106V105H104ZM20 107V106H19ZM52 107V106H51ZM50 107V108H51ZM65 107V106H64ZM69 107V106H68ZM67 107V108H68ZM75 107V106H73ZM93 107V105H92ZM106 107V106H105ZM49 108V109H50ZM62 109V108H61ZM6 110V108H5ZM55 110V108H54ZM3 111V110H2ZM45 111V110H44ZM159 111V110H158ZM161 111V110H160ZM163 111V110H162ZM237 112L239 111L240 113V116L242 115V119H241V122L239 121L240 119L238 118V121L240 123H243V121H245L244 123H246L244 125L243 123V126L242 124L239 125L240 123L236 120L232 121L233 119H235L233 116L232 117V114L234 112ZM19 112V111H18ZM56 112V111H55ZM86 112V111H84ZM89 112V110H88ZM96 112V111H95ZM136 112V111H135ZM236 112L234 113L236 115ZM24 113V112H23ZM6 114V113H5ZM20 114V113H19ZM90 114V113H89ZM95 114V113H94ZM118 114V113H117ZM123 114V113H122ZM174 114V113H173ZM4 115V114H3ZM8 115V114H7ZM11 115V114H10ZM18 115V114H17ZM73 115V114H72ZM88 115V114H87ZM134 115V114H133ZM131 115V116H133ZM14 116V115H12ZM19 116V115H18ZM89 116V115H88ZM10 117V116H9ZM130 117V116H129ZM159 117V116H158ZM5 118V117H4ZM8 118V117H7ZM11 118V117H10ZM9 118V120H10ZM24 118V117H23ZM29 118V117H28ZM69 118V117H68ZM71 118V117H70ZM75 118V117H74ZM231 118V120H230ZM233 118V119H232ZM37 119V118H36ZM96 119V118H95ZM122 119V118H121ZM167 119V118H166ZM173 119V121H172ZM4 120V119H3ZM21 120V119H20ZM91 120V119H89ZM116 120V119H115ZM119 120V119H118ZM130 120V123H131V126H133V121L131 122V119ZM170 120V119H169ZM230 120V121H229ZM11 121V120H10ZM15 120H13L14 122ZM34 121V120H33ZM39 121V120H38ZM74 121V120H73ZM79 121V120H78ZM120 121V120H119ZM236 121V123H235ZM81 122V121H80ZM164 124L166 123L165 121H163ZM231 122L233 123V126L235 127L236 124H238L239 126H241L239 129L235 128V130L233 129L234 127L231 125H229L228 123L231 124ZM12 123V121H11ZM49 123V122H48ZM8 124H10L8 122ZM13 124V123H12ZM50 124V123H49ZM81 124V123H80ZM128 124V122H127ZM185 124V123H184ZM187 124V123H186ZM235 124V125H234ZM72 125H74L72 123ZM84 125V124H83ZM88 125V123L86 124ZM116 125V124H115ZM121 125V124H120ZM169 125V127L171 128V130H173V132L175 134H177L179 137L180 140H186L187 139V136L188 134H186L185 132V129L183 127V125L181 124V121H179V118H178V115L176 116L175 114V117L174 118H171L170 121H167L166 125L167 126ZM229 125V126H228ZM236 125V126H238ZM3 126V125H2ZM10 126V125H9ZM13 126V125H12ZM78 126V124H77ZM76 126V127H77ZM126 126V125H125ZM129 126V125H127ZM129 126V127H131ZM135 126V125H134ZM11 127V126H10ZM29 127V126H28ZM27 127V129H28ZM68 127V126H67ZM82 128V126H80ZM115 127V126H114ZM230 127H233L230 129ZM87 128V126H86ZM93 128V127H91ZM104 128V127H102ZM101 128V129H102ZM121 128V127H120ZM134 127H132L133 129ZM8 129V128H7ZM10 129V128H9ZM19 129V128H18ZM31 129V128H30ZM37 129V128H36ZM78 129V128H76ZM95 129V128H94ZM93 129V130H94ZM117 129V127H116ZM234 131H233V130ZM26 130V129H25ZM75 130V128H74ZM81 130V129H80ZM86 130V129H84ZM124 130V129H123ZM122 130V131H123ZM131 128H129L128 131H130ZM166 130V129H165ZM168 130V129H167ZM231 130V131H229ZM15 131V130H13ZM28 131V130H27ZM66 131V129H65ZM78 131V130H77ZM132 131V130H131ZM191 131V132H192ZM55 132V131H54ZM63 132V131H62ZM230 132V133H229ZM31 133V132H30ZM49 133V132H48ZM47 133V134H48ZM52 133V132H51ZM77 133V132H76ZM84 133V132H83ZM165 133V132H164ZM169 133V132H168ZM36 134V133H35ZM79 133H77L76 135H78ZM98 134V133H97ZM52 135V134H51ZM83 135V134H82ZM81 135V137H82ZM102 135V134H101ZM176 135V136H177ZM26 136V135H25ZM43 136V135H42ZM80 136V135H79ZM95 136V135H94ZM121 136V135H120ZM119 136V137H120ZM20 137V136H19ZM40 137V136H39ZM51 137V136H50ZM88 137V136H86ZM86 137H83V138H86ZM89 137H91L89 135ZM117 137V136H116ZM195 137V136H194ZM47 138V137H46ZM97 138V137H96ZM99 138V137H98ZM197 138V139H198ZM19 139V138H18ZM17 139V140H18ZM54 139V138H53ZM65 139V138H64ZM74 139V138H73ZM80 139V138H79ZM88 139V138H87ZM100 139L102 140L103 138L100 137ZM106 139V138H105ZM116 139V138H115ZM45 140V139H44ZM55 140V139H54ZM53 140V141H54ZM78 140V139H77ZM108 140V139H107ZM174 140V139H173ZM176 140V139H175ZM174 140V141H175ZM194 140V139H193ZM1 141V140H0ZM39 141V140H38ZM50 141V139H49ZM75 141V140H74ZM106 141V140H105ZM113 141V140H112ZM111 141V142H112ZM119 142V140H116ZM173 143H172V142ZM41 142V141H40ZM51 142V141H50ZM79 142V141H78ZM87 142V141H86ZM94 142V141H93ZM4 143V141H3ZM49 143V142H48ZM92 143V142H91ZM134 143V144H133ZM181 143V142H180ZM28 144V143H27ZM38 144V143H36ZM44 144V143H43ZM35 144H33L34 146ZM103 145V144H101ZM119 146V143L116 144ZM160 145H163L162 148H160L161 146ZM43 146V145H42ZM67 146V144H66ZM98 146V145H97ZM32 147V146H31ZM39 147V146H38ZM37 147V148H38ZM102 147V146H100ZM125 147V148H124ZM41 148V147H40ZM39 148V149H40ZM55 148V147H53ZM228 148H233V150L235 151H238L239 152V155L237 158V163L238 165H240L241 169H243V171H245V181L244 183L241 185V186H236L235 188H231V183H229V176H232L231 174V160H230V157L231 155H229V152H228ZM1 149V148H0ZM97 149V151H98ZM50 150V149H49ZM52 150V149H51ZM55 150V149H54ZM63 150V149H62ZM110 150V149H109ZM45 151V150H44ZM95 152L96 149L94 150ZM115 151V150H114ZM9 152V151H8ZM53 152V151H52ZM51 152V153H52ZM117 152V151H116ZM120 152V151H119ZM154 152V154H153ZM10 153V152H9ZM38 152H36L37 154ZM41 153V152H40ZM62 153V152H61ZM98 153V152H97ZM118 153V152H117ZM121 153V154H122ZM231 153V152H230ZM23 154V153H22ZM63 154V153H62ZM8 155V154H7ZM47 155V154H46ZM64 155V154H63ZM126 155V156H125ZM165 155L166 156H170V159L171 161H174L176 162V164H178V170L174 167V164L172 163H169L167 162L168 160L165 158ZM45 156V155H44ZM50 156L52 155H48L47 156V160L48 162L52 159ZM55 156V155H54ZM90 156H91V153H90ZM10 157V156H9ZM37 157V156H36ZM92 157H94V155H92ZM95 157V158H96ZM127 157L126 160H130L131 158V162H128L126 161L125 159ZM11 158V157H10ZM56 158V157H55ZM63 158V157H61ZM167 160L165 162V159ZM20 159V158H18ZM64 159H67V158H64ZM73 159V158H72ZM92 159V158H91ZM92 159V160H93ZM169 159V161H170ZM56 160V159H55ZM69 160V159H68ZM93 160V161H94ZM9 161V159H8ZM21 161V160H20ZM52 161V160H51ZM12 162V161H11ZM55 162V161H54ZM14 163V162H13ZM56 163V162H55ZM70 163V162H69ZM169 163V164H167ZM21 164V163H20ZM29 164V163H28ZM68 164V163H67ZM77 164V163H76ZM90 164V163H89ZM26 165V164H24ZM56 165V164H55ZM63 165V164H62ZM16 166V165H15ZM51 166V165H50ZM73 166V165H72ZM80 166V165H79ZM234 166V165H233ZM18 168V167H17ZM92 168V167H90ZM19 169V168H18ZM16 169V170H18ZM114 169V170H113ZM78 170V169H77ZM233 170V169H232ZM13 171V170H12ZM51 171V170H50ZM234 171V170H233ZM10 172V171H9ZM21 172V171H20ZM53 172V171H52ZM117 171H115L116 173ZM13 173V172H12ZM19 173V172H18ZM81 173V172H80ZM114 173V174H115ZM2 174V173H1ZM0 174V175H1ZM48 174V172H47ZM119 173H117V175H114V177H117ZM161 174V175H162ZM165 174V173H164ZM172 174V173H171ZM84 175V174H82ZM110 175V174H109ZM122 175V174H121ZM120 175V176H121ZM155 175V176H154ZM185 175V174H184ZM23 176V175H22ZM29 176V175H28ZM48 176V175H47ZM45 175V177H47ZM50 176V175H49ZM48 176V177H49ZM53 176V174L51 175ZM50 176V177H51ZM112 176V174L110 175ZM108 176L107 174V177H110ZM154 177V178H151V177ZM30 177V176H29ZM44 177V178H45ZM56 177V176H55ZM57 177H60L57 175ZM57 177L55 178V180L57 179ZM233 177V176H232ZM2 178V176H1ZM19 178V177H18ZM52 178V177H51ZM50 178V179H51ZM110 178H113V177H110ZM149 178H151V183L153 185V190L152 188V192H150V190H148L147 188L143 189V186H141L140 183H144L146 181L150 182L149 181ZM28 179V178H27ZM32 179V178H31ZM60 181L61 178H59ZM88 179V180H89ZM106 179V178H105ZM116 179V178H115ZM121 179V178H120ZM119 179V180H120ZM124 179H127V176L125 178L122 177L121 180L124 181ZM127 179V180H128ZM20 180V179H19ZM22 180V179H21ZM47 180V179H46ZM87 180V179H86ZM104 180V179H103ZM102 180V183L104 182ZM107 180L109 181V179L107 178ZM106 180V181H107ZM112 180V179H111ZM114 180V179H113ZM117 180V179H116ZM128 180V181H129ZM234 180V179H232ZM232 180L230 182H232ZM51 181V180H50ZM59 181V182H60ZM92 181V182H91ZM115 181V180H114ZM122 181V182H123ZM128 181L126 183H128ZM159 181V180H158ZM193 181V182H194ZM54 182V181H53ZM52 181L51 183L54 184ZM58 182V184H59ZM63 182H66V181H63ZM112 184V181H110ZM117 182V185L121 183V181L118 183ZM129 182V183H130ZM146 182V183H148ZM156 182V181H155ZM47 183V182H46ZM49 183V182H48ZM61 183V182H60ZM86 183V182H85ZM105 183V182H104ZM107 183V182H106ZM194 183V184H195ZM209 183L208 187L206 186V184ZM233 183V182H232ZM237 183V182H236ZM9 184L11 186H14L15 184L14 183H11L9 182ZM62 184V183H61ZM109 182L107 183V185H104L105 187L108 186ZM114 184V182H113ZM112 184V186H113ZM240 185V183H238ZM35 185V184H34ZM90 185V184H89ZM102 186V184H100ZM99 185V186H100ZM124 185V184H123ZM150 185V184H149ZM184 185V184H183ZM110 185V188L112 187ZM116 186V184H115ZM121 186V185H119ZM118 186V187H119ZM60 187V186H59ZM95 187V186H94ZM152 187V186H151ZM46 188V187H45ZM96 188V187H95ZM109 188V189H110ZM193 188V187H192ZM191 188V189H192ZM7 189V188H6ZM98 189L101 190L100 187H98ZM96 189V190H98ZM107 189V187H106ZM114 189V186L112 188V190ZM184 189H185V186H184ZM25 190V189H24ZM45 190V189H43ZM99 190V191H100ZM108 190V189H107ZM182 190V189H180ZM187 190V189H186ZM193 190V189H192ZM191 190V191H192ZM195 190V189H194ZM122 191V192H120ZM128 191V190H127ZM169 191V190H168ZM185 191V190H184ZM183 191V192H184ZM8 192V191H6ZM31 192V191H30ZM59 192V191H58ZM95 191H93L94 193ZM102 192V191H101ZM105 192V191H104ZM108 192V191H107ZM159 192V193H158ZM36 193V192H35ZM54 193H55V190H54ZM92 193V192H91ZM130 192H128L129 194ZM163 193V192H162ZM192 193V192H191ZM3 195V192L1 193ZM61 195L63 193H60ZM59 194V195H60ZM102 194V193H101ZM109 194V193H106V195ZM164 194V193H163ZM29 195V194H28ZM35 195V194H34ZM40 195V194H39ZM60 195V196H61ZM94 195V194H93ZM110 195V197H111ZM181 195V194H180ZM26 196V195H25ZM44 196V195H43ZM50 196V195H48ZM98 196H100V198H98ZM63 197V196H62ZM91 197V196H90ZM103 197H104V193H103ZM210 197V196H209ZM13 198V197H12ZM16 198V197H15ZM40 198V196H39ZM60 198V197H59ZM64 198V199H65ZM38 199V198H37ZM49 200L51 199V196L50 198H48ZM47 199V201H48ZM55 199V200H54ZM108 199V198H106ZM112 199V198H111ZM16 200V199H15ZM63 200V199H62ZM110 199H108V202H109ZM4 201V200H3ZM52 201V200H51ZM52 201V202H53ZM101 201V200H100ZM51 202V203H52ZM112 202V200H111ZM109 202V203H111ZM54 203V202H53ZM9 204V203H8ZM22 204V203H21ZM56 203H54L53 205H55ZM91 204V202L89 203ZM13 205V204H12ZM25 205V204H24ZM7 206V205H6ZM59 206V207H58ZM4 207V206H2ZM13 207V206H12ZM25 207V206H24ZM44 207V206H43ZM50 207V206H49ZM14 209V208H13ZM19 209V207L17 208ZM10 210V209H9ZM52 210V209H51ZM22 211V210H21ZM53 211V213H54ZM108 211H112L114 212L118 217H120L119 219H116V218H110L111 216L108 215ZM8 212V211H7ZM129 212H132L134 213L135 217L138 218L137 221L134 222L135 226L139 225L140 226V229H141V220L140 218H142L143 215H145V219L146 221H148V227L150 229V231L148 232V234L146 235L145 233V237H137L135 232L133 233L132 231H130V228H131V219L130 220H127L126 217H124L127 213ZM45 213V212H44ZM50 213V212H49ZM58 213V211H57ZM56 213V214H57ZM131 213V214H132ZM15 214V213H14ZM55 214V215H56ZM63 214V215H62ZM112 214V213H111ZM130 214V213H129ZM129 214H127L129 216ZM185 214V213H184ZM13 215V214H12ZM54 215V216H55ZM58 215V214H57ZM56 215V216H57ZM62 215V217H61ZM115 215V216H116ZM179 215V213H178ZM17 217V215H15ZM55 216V218H56ZM59 216V215H58ZM88 215H86L87 217ZM114 216V215H113ZM90 217V216H89ZM88 217V218H89ZM91 217V218H92ZM122 217V218H121ZM178 217V216H177ZM188 217V216H187ZM10 218V217H9ZM18 218V217H17ZM82 218V217H81ZM87 218V219H88ZM131 218H134L131 216ZM144 218V217H143ZM182 218V217H181ZM15 219V218H13ZM34 219V217H33ZM173 219V218H172ZM84 220V219H83ZM135 220V218L133 219ZM144 220V219H143ZM178 220V219H177ZM72 221V220H71ZM76 221V220H75ZM14 222V221H13ZM17 222V221H16ZM33 222V221H32ZM35 223V222H33ZM71 223V222H70ZM141 223V224H140ZM28 224V223H27ZM73 224V223H72ZM16 225V224H15ZM71 225V224H70ZM5 226V225H4ZM12 226V225H11ZM46 226V225H45ZM51 226V225H50ZM74 226V225H73ZM108 227V229H102V232L103 234L100 232L99 228H102V227ZM134 226V228H135ZM139 226H137V228H139ZM8 227V226H7ZM48 227V226H47ZM84 227V226H83ZM83 227L81 229H83ZM133 227V226H132ZM32 228V227H31ZM5 229V228H4ZM26 229V228H25ZM33 229V228H32ZM30 229V231L32 230ZM84 229H87L84 228ZM148 229V230H149ZM2 230V229H1ZM34 230V229H33ZM32 230V231H33ZM72 230V229H71ZM70 230V231H71ZM106 230V232H105ZM146 230V229H145ZM183 230V231H182ZM8 231V229H7ZM26 231V230H25ZM67 231V230H66ZM189 232V231H188ZM11 233L13 232H10V235ZM17 233V231H16ZM25 233V232H24ZM74 233V232H73ZM186 233V232H185ZM15 234V232H14ZM27 234V233H26ZM47 234V233H46ZM78 234V233H77ZM85 234V233H84ZM90 232L87 234L89 235ZM138 234V233H137ZM198 234V233H197ZM30 235V234H29ZM82 235H83V232H82ZM142 235V234H141ZM189 235V233H188ZM64 236V235H62ZM61 236V237H62ZM67 235H65L66 237ZM71 236V235H70ZM80 236V234H79ZM10 237V236H9ZM20 237V236H19ZM18 236L16 235H12L10 237V239L8 241H10V245L12 243V245L9 247V249H12L14 248L13 245L16 244L15 242L19 239ZM46 237V236H45ZM81 237V236H80ZM184 237V238H183ZM186 237H187V234H186ZM32 238V237H31ZM190 238V236L188 237ZM33 239V238H32ZM31 239V240H32ZM64 239V238H63ZM69 239V238H68ZM73 239V238H72ZM79 239V238H78ZM27 240V239H25ZM24 240V241H25ZM70 240V239H69ZM188 240V239H187ZM80 241V240H79ZM27 242V241H26ZM33 242V241H30V243ZM61 242V240H60ZM63 242V240H62ZM78 242V241H77ZM91 242V240H90ZM7 243V242H5ZM14 243V244H13ZM47 243V242H46ZM59 243V241H58ZM74 243V242H73ZM79 243V242H78ZM82 243V242H81ZM105 243V242H104ZM8 244V243H7ZM4 245V243H3ZM21 245V243L19 244ZM18 245V246H19ZM32 245V244H31ZM263 245V244H262ZM5 246V245H4ZM9 246V244H8ZM15 246V245H14ZM17 244L15 247H18ZM2 247V246H1ZM38 247V246H37ZM65 247V245H64ZM67 247V246H66ZM259 247V246H258ZM257 247V248H258ZM48 248V247H47ZM89 248H92V246ZM261 248V247H259ZM5 249V248H4ZM8 249V248H7ZM31 249V248H30ZM60 250V249H59ZM252 250V249H251ZM260 250V249H259ZM258 250V252H259ZM1 251V250H0ZM4 251V250H3ZM15 251V250H14ZM19 251V250H18ZM193 251V252H194ZM253 251V250H252ZM256 251V250H255ZM257 252V253H258ZM17 254V253H16ZM256 254V253H255ZM11 255V254H10ZM50 255V254H49ZM60 255V256H61ZM177 255V256H175ZM245 255V254H244ZM137 256V255H136ZM180 256V255H179ZM26 257V256H25ZM29 257V256H28ZM34 257H36L34 255ZM250 257V256H249ZM259 257V256H258ZM2 258V257H1ZM15 258V257H14ZM254 258V257H253ZM261 258V257H260ZM30 259V258H29ZM40 259V258H39ZM131 259V258H130ZM142 259V260H143ZM258 259V258H257ZM8 260V259H7ZM143 260V261H144ZM179 260V259H178ZM6 261V260H5ZM51 261V260H50ZM3 262V261H2ZM137 262V261H136ZM148 262V263H147ZM27 263V262H26ZM44 263H46L44 261ZM43 263V264H44ZM57 263V262H56ZM257 263V262H256ZM2 264V263H1ZM5 264V263H4ZM136 264H140L139 262L136 263Z\"/></svg>", "mask_w": 264, "mask_h": 264}]
</instances>
